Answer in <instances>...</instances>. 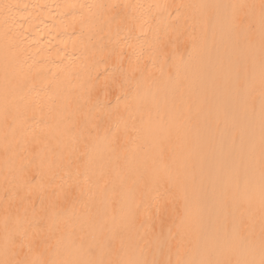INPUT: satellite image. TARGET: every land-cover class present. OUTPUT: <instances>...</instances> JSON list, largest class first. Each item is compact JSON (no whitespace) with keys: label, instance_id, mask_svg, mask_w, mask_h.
I'll use <instances>...</instances> for the list:
<instances>
[{"label":"bare ground","instance_id":"1","mask_svg":"<svg viewBox=\"0 0 264 264\" xmlns=\"http://www.w3.org/2000/svg\"><path fill=\"white\" fill-rule=\"evenodd\" d=\"M0 264H264V0H0Z\"/></svg>","mask_w":264,"mask_h":264}]
</instances>
